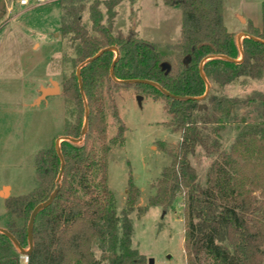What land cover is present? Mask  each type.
Returning <instances> with one entry per match:
<instances>
[{
    "label": "trees",
    "instance_id": "16d2710c",
    "mask_svg": "<svg viewBox=\"0 0 264 264\" xmlns=\"http://www.w3.org/2000/svg\"><path fill=\"white\" fill-rule=\"evenodd\" d=\"M179 7L184 15L180 39L168 46L175 52L167 58L159 45L135 35L113 33L120 0H59L60 32L76 44L75 66L101 50L116 47L115 65L119 80L143 79L159 83L171 94L189 97L178 100L147 84H121L112 80L110 69L116 57L106 51L82 69L84 96L89 109L88 128L80 144L63 141L65 169L53 203L36 217L34 249L27 264H148L132 246L133 222L139 189L130 177L124 207L119 210L109 187L108 166L111 145L122 144L127 127L115 104L120 88H134L155 101H163L170 120L164 125L179 132L181 142L153 188L143 213L151 207L173 209L180 192L185 218L187 264H264V92L246 97L220 96L207 84L226 86L245 77L264 75V2L262 26L249 21L243 39L241 62L237 36L228 30L222 13L223 0H163ZM102 6L106 10L104 19ZM88 12L90 27L83 21ZM6 15L0 0V20ZM166 63L170 69L163 68ZM63 93L76 106L74 122L65 136L79 138L84 126L85 101L75 72L63 84ZM206 107L200 110V106ZM111 106L117 134L108 139L107 110ZM234 136L225 148L223 138ZM228 135V136H229ZM200 147L212 160L204 181L190 162ZM36 188L26 195L5 201L13 219L7 226L28 248L27 224L34 207L56 189L61 160L55 144L35 157ZM100 251V257H97ZM0 264H21V254L12 241L0 233Z\"/></svg>",
    "mask_w": 264,
    "mask_h": 264
},
{
    "label": "rangeland",
    "instance_id": "374dc122",
    "mask_svg": "<svg viewBox=\"0 0 264 264\" xmlns=\"http://www.w3.org/2000/svg\"><path fill=\"white\" fill-rule=\"evenodd\" d=\"M28 2L27 7L19 9L20 0H5L6 15L0 20V190L12 189V192L8 189L7 198L0 197V228L5 229L13 219L22 223L8 214L5 201L36 188V154L64 137L66 125L74 122L77 113L73 100L63 93L65 80L72 72L76 73L80 64L75 66L76 44L60 32L59 0ZM263 2L224 0L228 30L234 32L242 25L235 13H247L261 24ZM102 10L106 21L103 6ZM116 10L114 34L135 35L157 43L163 56L174 57L175 52L168 46L180 39L184 22L182 9L166 6L163 0H120ZM83 21L89 24L88 12L83 13ZM242 21L248 28L251 20ZM51 81L58 83L60 93L33 106L41 94V86L50 87ZM210 85L220 96L246 97L255 91H264V76L261 79L242 77L223 87ZM114 99L127 131L124 142L110 148L109 187L119 210L124 207L130 177L139 189L136 209L130 215L134 230L132 246L148 264L151 258L155 264H187L184 193L177 195L173 209L156 206L142 211L156 191L153 185L170 165L181 135L164 125L170 117L163 101H155L134 88H120ZM107 124L110 140L118 129L111 106L107 110ZM228 135L227 132L223 138L225 148L234 141V136ZM190 162L199 179L204 181L212 160L198 147ZM100 255L97 251V257ZM21 264H26L23 256Z\"/></svg>",
    "mask_w": 264,
    "mask_h": 264
},
{
    "label": "water",
    "instance_id": "95a60500",
    "mask_svg": "<svg viewBox=\"0 0 264 264\" xmlns=\"http://www.w3.org/2000/svg\"><path fill=\"white\" fill-rule=\"evenodd\" d=\"M245 37H251L248 33H244V34H241L237 37V46L239 48V51L241 53V58L237 59V60H232V59H229L228 57H224V56H220L221 58H224V59H227V60H230V61H234V62H241L244 58V51H243V39ZM106 51H114L115 54H116V57L113 61V64L111 66V69H110V76L112 78V80H114L115 82L117 83H121V84H147V85H150L154 88H156L157 90H159L161 93H163L164 95L166 96H170L174 99H178V100H183V99H189V97H181V96H177V95H174V94H171L169 91H167L166 89H164L159 83L157 82H154V81H149V80H143V79H134V80H119L116 78L115 76V65L120 57V52L119 50L116 48V47H108V48H105L103 50H101L100 52H98L95 56H93L92 58H89L87 60H85L83 63H81L79 65V67L77 68L76 70V75H77V78H78V84H79V89H80V92L83 96V99L85 101V119H84V126H83V129L81 131V136L79 138H74V137H70V136H64V137H61V138H58L56 141H55V147H56V151L60 157V160H61V169H60V172L58 174V177H57V180H56V189L51 193V195L49 196V198L47 200H45L44 202L42 203H39L37 204L33 211L31 212L30 214V217H29V221H28V224H27V239H28V248H24L20 243L19 241L17 240V238L11 233L9 232V230L5 229V228H0V233L1 234H4L6 235L13 243V245L15 246V248L17 249V251L21 254V256L23 257H26L28 258L29 255L32 253L33 249H34V234H33V228H34V224H35V220H36V217L38 216V214L40 212H42L43 210H45L46 208H48L52 203L53 201L55 200L58 192H59V189H60V185H61V180H62V177H63V173H64V169H65V161H64V157L62 155V152H61V144L63 141H69L73 144H80L83 142L84 140V137L86 135V132H87V128H88V117H89V109H88V106H87V103H86V99H85V96H84V89H83V81H82V76H81V72H82V69L84 67H86L88 64L92 63L93 61L97 60L100 56H102ZM210 58H213V57H208L206 58L205 60L202 61L201 63V67H200V71H201V75L203 77V79L206 81V84H207V90H206V93L204 94V96L200 97V98H197V99H203L210 91V88H211V85L210 83L208 82V80L206 79L205 75H204V72H203V65H204V62ZM168 68V70L170 69V66L166 63L163 64V68ZM60 93V88H59V85L57 82L55 81H52L51 83V87H47V88H42L41 89V94L38 98V102H41L43 100H45L47 97H50V96H54V95H57ZM142 96L139 97L140 100H142ZM206 106L205 105H201L200 106V110L205 108ZM8 188H5L1 194V196H3L4 198H7L8 197ZM149 264H155V261L154 259H149Z\"/></svg>",
    "mask_w": 264,
    "mask_h": 264
},
{
    "label": "crops",
    "instance_id": "0c3cea01",
    "mask_svg": "<svg viewBox=\"0 0 264 264\" xmlns=\"http://www.w3.org/2000/svg\"><path fill=\"white\" fill-rule=\"evenodd\" d=\"M27 7V6H26ZM19 9H24V7H21V6H19ZM223 9H224V0H223V6H222V13H223V17H224V22L226 21V16H225V14H224V12H223ZM236 14V17H237V19H239V21L241 22V26H240V28H238V29H236L233 33H236L237 34V37L239 36V35H241V34H244V33H247V28H246V23H243V21H242V19H244V20H251L252 22H253V24H254V26H256V27H261L262 26V23L260 24L258 21H254L253 20V18L252 17H250V15L249 14H247V13H243L242 15H240V14H238V13H235ZM225 25H226V23H225ZM227 26V25H226ZM228 28V27H227ZM264 76V75H263ZM52 82V81H51ZM47 87H49V86H46V87H44V86H41V88H47ZM51 87V86H50ZM260 92H264V91H260ZM49 98V97H48ZM47 98V99H48ZM47 99H45V100H47ZM37 102H38V100L34 103V104H32L33 106H35V105H40V104H37ZM42 103V102H41ZM5 188H8V189H10V192H12V189L11 188H9V187H4L2 190H0V197H1V192H3V190L5 189Z\"/></svg>",
    "mask_w": 264,
    "mask_h": 264
},
{
    "label": "built area",
    "instance_id": "2783aa9c",
    "mask_svg": "<svg viewBox=\"0 0 264 264\" xmlns=\"http://www.w3.org/2000/svg\"><path fill=\"white\" fill-rule=\"evenodd\" d=\"M46 0H40V3H44ZM28 0H20V6L21 7H26L28 6ZM26 258V257H25ZM28 263V258H26V264ZM158 264H165L164 262H160Z\"/></svg>",
    "mask_w": 264,
    "mask_h": 264
}]
</instances>
